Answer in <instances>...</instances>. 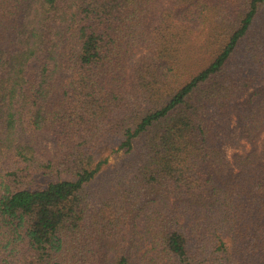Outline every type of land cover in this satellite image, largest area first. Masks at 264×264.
I'll return each instance as SVG.
<instances>
[{
  "label": "trees",
  "instance_id": "16d2710c",
  "mask_svg": "<svg viewBox=\"0 0 264 264\" xmlns=\"http://www.w3.org/2000/svg\"><path fill=\"white\" fill-rule=\"evenodd\" d=\"M0 264H264V0H0Z\"/></svg>",
  "mask_w": 264,
  "mask_h": 264
},
{
  "label": "rangeland",
  "instance_id": "374dc122",
  "mask_svg": "<svg viewBox=\"0 0 264 264\" xmlns=\"http://www.w3.org/2000/svg\"><path fill=\"white\" fill-rule=\"evenodd\" d=\"M40 138L48 147H52V138L49 133L40 134ZM232 151L233 149L229 146L228 153L230 154ZM127 161H128V157L126 155H122L121 151H119L117 155L116 154L110 155L106 169L100 175V177L94 182L93 185L97 187L98 185H101L103 182L108 181L109 176L114 174L113 172H115L117 168L123 167V165L126 164ZM52 179L54 178L50 177L48 174H42L38 177L37 181L39 182L38 184L40 183L46 184Z\"/></svg>",
  "mask_w": 264,
  "mask_h": 264
}]
</instances>
